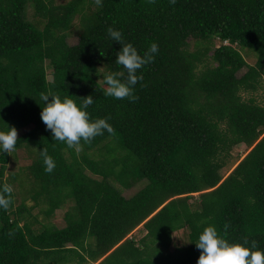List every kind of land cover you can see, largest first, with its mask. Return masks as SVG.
<instances>
[{
    "label": "trees",
    "instance_id": "1",
    "mask_svg": "<svg viewBox=\"0 0 264 264\" xmlns=\"http://www.w3.org/2000/svg\"><path fill=\"white\" fill-rule=\"evenodd\" d=\"M109 27L141 55L159 46L138 70L134 102L104 95L103 73L127 77ZM263 88L264 0H0V131L15 127L12 153L33 160L17 206L12 185L26 180L7 175L11 153L0 152V189L12 188L0 209V264H197L195 242L210 225L230 243L264 248ZM42 92L78 104L91 95V119L108 118L113 131L81 140L79 152L53 140ZM240 145L248 151L236 163ZM66 205L63 228L32 215L39 207L54 218ZM186 228L188 244L175 246Z\"/></svg>",
    "mask_w": 264,
    "mask_h": 264
},
{
    "label": "clouds",
    "instance_id": "2",
    "mask_svg": "<svg viewBox=\"0 0 264 264\" xmlns=\"http://www.w3.org/2000/svg\"><path fill=\"white\" fill-rule=\"evenodd\" d=\"M107 33L121 46L116 52L115 63L126 69L127 77L122 79L119 72L103 73L104 95L117 100L127 98L134 102L138 99L135 87L143 79V74H138V70L154 61V54L159 52V46L153 42L141 55L132 43H124L120 30L109 27ZM40 100L44 104L41 119L50 130L52 139L64 142L76 152L81 150V140L91 142L104 131L109 133L113 131L108 118L91 119L87 111L88 106L93 103L91 95L84 97L79 104L69 96L61 98L51 92H42ZM17 139L15 127L8 125L7 131H0V152L10 154L16 146ZM39 155L46 166L44 170L51 173L55 163L47 149L40 150ZM11 192L12 188L9 185H4L0 189V209H7L11 204ZM195 244L201 250L197 264H264V248H259L255 241L251 244L247 240L243 243H230L218 233L214 225L205 227Z\"/></svg>",
    "mask_w": 264,
    "mask_h": 264
},
{
    "label": "rangeland",
    "instance_id": "3",
    "mask_svg": "<svg viewBox=\"0 0 264 264\" xmlns=\"http://www.w3.org/2000/svg\"><path fill=\"white\" fill-rule=\"evenodd\" d=\"M68 1H70V0H58V3H67ZM88 1L90 2L92 0H88ZM29 16H30L31 20L36 19L33 9H30ZM76 25H78L77 21L75 22V26ZM75 32H77V31H75ZM78 41H79V39H78L77 34H74L69 39V42L71 44H77ZM215 46L216 47L221 46V42L218 39L215 42ZM242 54H243V56L246 59L248 64H250V65L256 64V62H257L256 56H254L253 54L248 53V52H242ZM242 74L243 73L241 72L240 76ZM257 96L260 97L261 101H263V99H264V88L258 92ZM247 151H248V149L245 145L236 146L232 150L231 156L235 160V162L237 163V160L239 158L244 157V155L247 153ZM32 162H33L32 157L30 156L29 153H27L24 150H20V151L15 152V153L11 152V159H10V163L8 166L7 175L14 174V175H18L19 177L22 175L19 180H21L24 177L26 180V183L23 184L22 186L20 183H16V184L12 185L13 190L15 192H17V206H19V204L21 203V200L23 197L22 191L26 192L27 188L30 187L29 183L32 179H31V177L28 178L27 176H28V167L32 164ZM234 163H230L229 167L228 166L226 167L227 169L224 170L225 172H227L226 175H228L232 171V168L234 167L233 166ZM145 185H146V182L143 181V182L137 184L134 188H132L130 190L122 189V191H123L122 193L126 198H130L133 195H135L138 191H140ZM117 186H118V184H117ZM22 187L24 188V190L21 189ZM120 188H122V187H120ZM25 196H27V198H28L29 193L25 194ZM34 204H35V202L32 199H28L27 205L29 208H32L34 206ZM65 207L56 211L54 218L49 217L47 219L44 215L41 214V210L39 207L33 208L32 215L37 216L41 222H49L50 224H52L53 226H55L57 228H63L66 226V221L64 219V215L66 213L68 206L66 205ZM145 234L146 233L143 230V228L140 227V229L133 236H135V238L137 240H140L145 236ZM189 234H190V232L187 228L184 230H181L179 232L173 233L172 239H173L174 245L177 247H182V246L188 244Z\"/></svg>",
    "mask_w": 264,
    "mask_h": 264
}]
</instances>
